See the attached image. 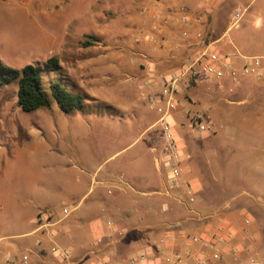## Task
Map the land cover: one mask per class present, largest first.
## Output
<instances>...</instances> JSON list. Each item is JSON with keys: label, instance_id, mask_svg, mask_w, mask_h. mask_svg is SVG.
Wrapping results in <instances>:
<instances>
[{"label": "crops", "instance_id": "crops-1", "mask_svg": "<svg viewBox=\"0 0 264 264\" xmlns=\"http://www.w3.org/2000/svg\"><path fill=\"white\" fill-rule=\"evenodd\" d=\"M148 3L146 11L152 17L150 31L153 35L150 37L152 49L145 50L157 54L154 50L159 41H163L159 48L165 49L161 51V58L151 54L149 57L153 60L141 63L133 80L142 78V89L150 86L152 91L143 94H153L156 98L157 104L149 109L155 110V115L159 114L158 120L148 125L150 111L140 97H135L136 101L130 105L127 100L126 105L118 107L124 116L130 108L137 110L140 125L135 130L141 136L145 134L144 143L134 151L131 161L128 164L120 161L109 167L97 181L100 189L95 195L82 202L91 192L89 188L79 202L73 199L74 202L65 206L71 207L67 215L58 209L57 201L51 199L50 194L48 200L45 198L41 204L33 205L32 210L30 205L21 208L14 225H0V264H23L26 254L30 264H96L100 260L106 264H119L121 260L145 253L153 254L159 264H176L177 257L184 264H198L199 259H204L206 264H264V78L243 75L239 84L225 79L222 87L214 80L194 85L197 91L206 88L216 91L210 85L216 82L227 95L240 98L234 99L235 103L250 104L247 108L255 104V110L240 113V116L255 119L249 133L256 135L248 144H243L240 138L242 142L239 143L236 142L238 129L233 124L226 125L225 132L228 130L231 141L211 148V156L205 163L195 153L184 150L189 157L182 163L179 185L170 193L166 191L167 166L164 162L168 151L151 131L153 125L160 122L157 105L164 103L160 101L163 98L161 90L156 95L159 86L162 88L160 77L180 67L198 51L200 45L191 43L198 31L211 30L215 49L231 56L236 65L241 64L243 56H264V50L252 48L247 33L231 37L227 27L236 8L242 7L244 16L248 8L256 5L252 21L258 22L259 29L263 28L264 0H150ZM184 13L189 14L193 23L181 20ZM197 17L200 22L194 20ZM155 19L160 20L159 26L155 25ZM185 30H189V38L184 36ZM67 59L70 65L74 62L70 56ZM230 87L235 90L230 92ZM184 90L180 93L181 100ZM174 112L171 120L175 127L178 120ZM176 114H180V119L184 117L191 121L184 108ZM195 114L201 117L199 113ZM235 115L233 110L225 112L226 119H233ZM175 129L181 145L185 144L180 130L177 126ZM209 131L201 134L210 135ZM128 132L122 133L125 136ZM129 146L131 144L117 154ZM33 154L41 152L38 150ZM219 182L223 183V188L214 185ZM126 184L130 190L125 189ZM23 193L10 195V200L25 198L26 191ZM190 197L195 200L190 202ZM218 197L224 201L218 204L214 201ZM46 203L50 208L45 207ZM45 212L51 213L50 220L44 216ZM189 235L214 238L221 257L214 258L213 249L192 242ZM54 245L72 249V257L62 260L55 256L52 253Z\"/></svg>", "mask_w": 264, "mask_h": 264}, {"label": "rangeland", "instance_id": "rangeland-1", "mask_svg": "<svg viewBox=\"0 0 264 264\" xmlns=\"http://www.w3.org/2000/svg\"><path fill=\"white\" fill-rule=\"evenodd\" d=\"M149 1L0 0V57L5 64L19 69L30 63H40L44 68L43 87L51 100L49 107L27 112L17 104V83L0 87L1 226L14 225L21 208L30 205L32 210L33 205L41 204L45 198L48 200L49 194L57 201L58 209L63 210L74 202L73 199L79 202L91 188L82 199L85 203L100 189L97 181L103 173L120 161L128 164L134 151L144 143L145 134L141 136L135 130L140 125L137 110H124V116L118 107L126 105L127 100L129 105L132 104L135 97H140L147 109L154 105L151 102L154 95L143 94L152 91L150 86L147 91L140 88L144 82L142 78L133 80L139 73L140 64L153 60L149 57L152 53L145 50L151 48L150 37L153 35L150 31L152 17L146 11ZM256 8V5L248 8L237 22L231 18L227 27L231 37L247 33L252 48L262 51L264 26L259 29L260 25L252 21L251 16ZM154 21L155 25H160V20ZM162 44L163 41H159L155 45L157 54L152 55L161 58V51L165 49L159 48ZM55 54L60 58L62 70L44 67V62ZM68 56L74 58L71 65ZM51 80L62 81L73 92L82 94L83 108L72 112L62 110L51 94ZM215 83L210 85L216 91L208 88L197 91L196 86H188L182 97L184 110L190 114L199 113L202 122L209 126L210 135H202L203 131L187 118L180 119L176 111L182 110L183 106L173 114L185 142L183 150L195 153L202 163L211 156V148L231 141L228 130L225 132L226 125L233 124L238 129L236 142L241 143L240 138L243 144H248L256 135L249 133L255 119L240 116V113L255 110V104L247 108L250 104L235 103L240 98L227 95ZM160 90L159 86L156 95ZM160 101L163 103L164 98ZM231 110L235 117L226 119L225 112ZM148 112L149 125L158 120L159 114L155 115L152 109ZM124 130L130 132L124 136ZM151 131L169 152L162 123H155ZM23 149L27 151L24 153ZM38 150L41 154L34 155L33 152ZM214 185L223 188L221 182ZM125 186V189H131L128 184ZM24 191L25 198L10 200V195L18 196ZM214 201L219 204L224 198L218 197ZM45 205L50 208V204Z\"/></svg>", "mask_w": 264, "mask_h": 264}, {"label": "built area", "instance_id": "built-area-1", "mask_svg": "<svg viewBox=\"0 0 264 264\" xmlns=\"http://www.w3.org/2000/svg\"><path fill=\"white\" fill-rule=\"evenodd\" d=\"M244 9L238 7L235 9L233 15L234 22L239 21L244 14ZM184 23L191 24L192 19L189 14L184 13L181 16ZM200 22V18L194 19ZM184 36L189 38V30L184 31ZM194 46L200 45L198 51L189 57L180 67L175 70L164 73L160 77L162 85L161 95L164 98V104L157 105V110L160 113V122L163 125L166 138L170 145V151L165 156L164 162L167 166V193L171 189L177 187L180 183V176L182 172V163L188 159V153L183 150L178 136L176 135L174 124L171 120L172 113L185 105L180 99V93L188 86L197 85L205 81L214 80L219 86H223L224 80L229 79L234 84H239L243 75L255 76L257 78H264V56L261 55H247L243 56L240 65H236L233 58L229 55L221 54L215 49V38L213 32L198 31L194 40L191 42ZM234 87H230L229 91L233 92ZM232 101V100H230ZM152 104H157L155 98H151ZM188 117L191 119L192 125L198 127L201 131H207L208 125L202 122L198 114H190L186 111ZM194 197H190L189 201L193 202ZM71 212V207H65L63 214L67 215ZM44 216L50 220L51 213H44ZM192 242L200 243L210 249H213V257L220 258L221 253L217 248L215 239H208L202 235H189ZM101 241V239H98ZM52 253L62 260L70 259L73 255V250L70 248H63L58 245L52 247ZM23 264H30L29 255H24L22 259ZM50 264V263H46ZM96 264H106L105 261H98ZM119 264H159L154 260V255L151 253L140 254L130 257L127 261L121 260ZM176 264H184L180 257H177ZM198 264H206L204 259H199Z\"/></svg>", "mask_w": 264, "mask_h": 264}, {"label": "trees", "instance_id": "trees-1", "mask_svg": "<svg viewBox=\"0 0 264 264\" xmlns=\"http://www.w3.org/2000/svg\"><path fill=\"white\" fill-rule=\"evenodd\" d=\"M44 67L48 70H62L58 56L50 57L44 62ZM43 72L40 63H30L19 69L5 64L0 57V87L17 83V104L24 111L32 112L51 105L50 97L43 87ZM50 90L62 110L72 112L83 108L84 96L70 90L62 81L51 80Z\"/></svg>", "mask_w": 264, "mask_h": 264}]
</instances>
